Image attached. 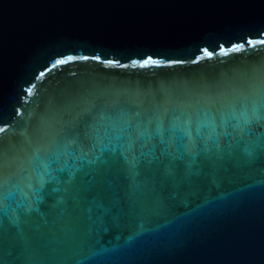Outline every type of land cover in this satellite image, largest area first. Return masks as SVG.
<instances>
[{
    "label": "water",
    "instance_id": "obj_1",
    "mask_svg": "<svg viewBox=\"0 0 264 264\" xmlns=\"http://www.w3.org/2000/svg\"><path fill=\"white\" fill-rule=\"evenodd\" d=\"M264 39V6L238 0H0V150L14 159L10 173L27 175L62 139V130L93 104L117 99L193 105L202 96L249 90L264 81V46L225 55L244 38ZM213 52L207 58L202 49ZM99 55L53 67L66 55ZM148 56L167 64L140 67ZM204 56L198 63L194 59ZM124 65V66H121ZM49 69H51L49 71ZM40 71L45 72L38 77ZM35 84L32 95L22 91ZM19 110L20 115H17ZM4 126V124H0ZM62 156L69 169L89 170L99 149ZM93 161V163H89ZM62 175H67L64 173ZM178 192L166 214H137L128 227L112 228L100 245L87 236V221L28 264H261L264 261V174L211 172ZM5 212L7 214H5ZM41 212L53 216L47 207ZM16 205L0 211V224L16 239L46 231L41 216L11 219ZM24 221H28L24 223ZM143 226V231L141 229ZM142 235L128 241L137 232ZM119 236V239L116 237ZM147 242V243H145ZM0 264H3L0 259Z\"/></svg>",
    "mask_w": 264,
    "mask_h": 264
},
{
    "label": "snow or ice",
    "instance_id": "obj_2",
    "mask_svg": "<svg viewBox=\"0 0 264 264\" xmlns=\"http://www.w3.org/2000/svg\"><path fill=\"white\" fill-rule=\"evenodd\" d=\"M238 2L264 6V0ZM258 44L264 46V39L245 37L242 43H232L230 49L221 45L220 51L229 55L246 51V45L255 49ZM202 52L209 59L213 56L207 48ZM89 59L119 64L102 60L99 55H66V59H57L53 67ZM200 59L204 56L192 62ZM132 63L140 67H171L187 61L170 59L165 64L148 56ZM44 75L40 71L36 78ZM34 87L32 84L22 91L32 95ZM0 124H4L0 133H6L11 126L4 121ZM5 138L0 136V141ZM85 145H90L91 150L99 149L95 157L98 165L89 170L82 166L69 169L61 157L75 159L79 152L83 158ZM13 164L14 159L0 150V211L16 205L17 214L11 224L21 234L20 216L36 212L46 231H40L38 226L37 235H21L18 240L0 224L3 264H28L37 251L60 243L63 236L71 233L75 237L85 220L87 236H95L94 244L100 245L113 227H128L126 221L137 211L166 214L176 203L178 192L173 189L191 187L211 172L247 170L264 174V81L250 85L247 91L233 88L219 95L202 96L193 105L161 102L155 97L93 104L62 130L56 149L45 160L34 161L31 171L25 170L27 175L9 174ZM42 207L49 209L51 222L48 213L41 212ZM142 231L129 236L128 241L135 240Z\"/></svg>",
    "mask_w": 264,
    "mask_h": 264
}]
</instances>
